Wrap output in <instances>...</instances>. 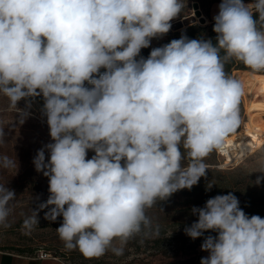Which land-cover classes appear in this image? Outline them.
Returning a JSON list of instances; mask_svg holds the SVG:
<instances>
[{"label": "clouds", "instance_id": "9594fccd", "mask_svg": "<svg viewBox=\"0 0 264 264\" xmlns=\"http://www.w3.org/2000/svg\"><path fill=\"white\" fill-rule=\"evenodd\" d=\"M183 7L182 0H0V94L11 108L25 101L22 122L42 97L51 138L32 161L50 195L23 227L39 224L48 209L46 220L62 217L56 231L66 249L89 259L123 255L134 236L159 235L147 209L206 176L204 160L240 122L242 85L225 63L264 70V0H221L214 41L182 33L143 57ZM15 166L0 156V167ZM15 197L0 184V224ZM191 213L198 219L185 234L204 237L209 253L200 264H264V218L246 214L233 193Z\"/></svg>", "mask_w": 264, "mask_h": 264}, {"label": "rangeland", "instance_id": "374dc122", "mask_svg": "<svg viewBox=\"0 0 264 264\" xmlns=\"http://www.w3.org/2000/svg\"><path fill=\"white\" fill-rule=\"evenodd\" d=\"M215 0H182L184 7L180 16L173 19L177 22L184 17H189L195 11L194 16L199 19L204 17V24L196 22L197 26L208 25L219 11L221 2ZM251 1H244L250 3ZM170 30L169 35L153 39L151 46L141 50V55L148 56L151 49L167 44L173 39H179L181 31ZM104 70L101 69V72ZM245 72V71H239ZM250 73V72H246ZM238 72L232 73V78L237 79ZM242 95V94H241ZM239 97V124L229 134L232 135L244 127L247 121L245 113L244 97ZM43 98L37 97L30 106V116L22 122L19 115L20 109L25 108V101L18 102L17 107L11 108L9 99L0 94V129L3 136L0 137V156L6 155L16 161V166L11 168L0 167V184L14 190L16 197L10 202L11 209L7 221L0 224V251L8 253L33 254L36 250L43 249L59 257L68 264H197L198 258L194 252L203 256L205 251L201 247L195 251L182 249V244L178 237L186 238L185 227L190 226L185 219L179 217L174 225H165L163 212L155 211L146 214L159 225V235L151 236L139 234L129 239L124 246L123 255H114L108 251L99 258H86L79 250H68L64 242L60 239L56 228L62 223V217H58L55 222L46 220L44 213L48 209L39 212V224L31 229L23 227L25 218L31 216L32 209H36L40 203L46 202L50 193L48 191V178L35 170L33 158L37 151L44 145L51 142L49 128L46 118L41 114ZM219 150L212 151L204 160L210 168L217 170H228L237 167H244L249 176H262L264 173L261 166L264 165V147L247 154L234 164L226 165L225 155H219ZM95 153L89 150L87 158H91ZM46 159L48 153H45ZM183 222V223H182ZM192 239L185 244V248L191 246Z\"/></svg>", "mask_w": 264, "mask_h": 264}, {"label": "trees", "instance_id": "16d2710c", "mask_svg": "<svg viewBox=\"0 0 264 264\" xmlns=\"http://www.w3.org/2000/svg\"><path fill=\"white\" fill-rule=\"evenodd\" d=\"M245 1V0H244ZM251 1V0H246ZM214 2H221V0H215ZM205 22L202 23V25ZM214 20H211L208 25L197 26L191 25L181 31V34H185L190 39H212L215 40L216 34L213 32ZM170 31L167 33L169 35ZM223 56V52H221ZM147 58L148 56H144ZM224 71L227 75L232 77V73L236 71H245L250 73L264 74V70L254 71L244 65L242 62L231 60L225 63ZM205 163V162H204ZM208 165L207 163H205ZM207 174L205 177H201L197 185H194L191 190L184 189L174 193L168 200L157 202L152 208L147 209L148 213L158 211L163 212L165 225H174L179 217L185 219V222L181 224L185 226L189 221L198 219L197 216L191 213V209L195 207H203L205 202L217 195H226L229 192L233 193L240 202V207L249 216L259 215L264 218V181H261L259 185L255 184V180L258 176H249L244 167H237L228 170H217L207 166ZM212 186L210 190L207 187ZM207 235H216V233L206 232ZM178 241L182 244V249L195 251L196 248L201 247L204 237L192 239L191 246L185 248V244L190 237L182 238L178 237ZM199 259L201 255L198 252H194Z\"/></svg>", "mask_w": 264, "mask_h": 264}, {"label": "bare ground", "instance_id": "6f19581e", "mask_svg": "<svg viewBox=\"0 0 264 264\" xmlns=\"http://www.w3.org/2000/svg\"><path fill=\"white\" fill-rule=\"evenodd\" d=\"M237 72L247 121L239 131L228 135L222 147L217 149L219 155L226 156V165L264 147V74Z\"/></svg>", "mask_w": 264, "mask_h": 264}, {"label": "crops", "instance_id": "0c3cea01", "mask_svg": "<svg viewBox=\"0 0 264 264\" xmlns=\"http://www.w3.org/2000/svg\"><path fill=\"white\" fill-rule=\"evenodd\" d=\"M204 257L209 255L208 252H204ZM30 254L23 253H8L0 251V264H63L55 260H32ZM197 264H200L197 261Z\"/></svg>", "mask_w": 264, "mask_h": 264}, {"label": "water", "instance_id": "95a60500", "mask_svg": "<svg viewBox=\"0 0 264 264\" xmlns=\"http://www.w3.org/2000/svg\"><path fill=\"white\" fill-rule=\"evenodd\" d=\"M205 18L204 17H200L199 19H197L195 16L191 15L189 17H184L182 18V20L180 21H171L172 24V28L171 30L173 31H179L182 29H185L191 25L196 24V22H198L199 24H202L204 22Z\"/></svg>", "mask_w": 264, "mask_h": 264}, {"label": "built area", "instance_id": "2783aa9c", "mask_svg": "<svg viewBox=\"0 0 264 264\" xmlns=\"http://www.w3.org/2000/svg\"><path fill=\"white\" fill-rule=\"evenodd\" d=\"M194 13H195V11H193V14H192L193 16H194ZM29 257L32 260H55V261H59V262H61L63 264H68V263L64 262L62 259H60L59 257H57V256H55V255L51 254L50 252L45 251L43 249L36 250ZM202 257H204V256H201L198 259L199 262H200Z\"/></svg>", "mask_w": 264, "mask_h": 264}]
</instances>
